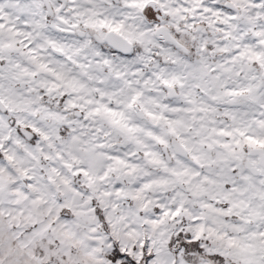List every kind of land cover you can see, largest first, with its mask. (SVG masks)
<instances>
[{"label": "snow or ice", "instance_id": "6c2138e0", "mask_svg": "<svg viewBox=\"0 0 264 264\" xmlns=\"http://www.w3.org/2000/svg\"><path fill=\"white\" fill-rule=\"evenodd\" d=\"M0 264H264V0H0Z\"/></svg>", "mask_w": 264, "mask_h": 264}]
</instances>
